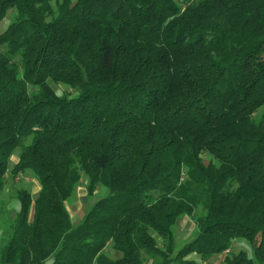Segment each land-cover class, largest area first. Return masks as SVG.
I'll list each match as a JSON object with an SVG mask.
<instances>
[{"label": "trees", "instance_id": "trees-1", "mask_svg": "<svg viewBox=\"0 0 264 264\" xmlns=\"http://www.w3.org/2000/svg\"><path fill=\"white\" fill-rule=\"evenodd\" d=\"M11 10L0 195L9 174L40 190L17 193L0 264H264V0H0V24ZM83 174L108 195L74 225Z\"/></svg>", "mask_w": 264, "mask_h": 264}, {"label": "rangeland", "instance_id": "rangeland-1", "mask_svg": "<svg viewBox=\"0 0 264 264\" xmlns=\"http://www.w3.org/2000/svg\"><path fill=\"white\" fill-rule=\"evenodd\" d=\"M75 1V0H74ZM15 11L11 10L4 21L0 24V34L3 33L8 26L12 23ZM4 48L0 46V52L3 51ZM50 86L59 94V95H68L73 97L76 95V92L69 87L61 84H54L53 82H49ZM205 163H208V157L205 156ZM19 160V151H15L11 160H10V170L14 168ZM88 185V178L85 174H83L81 178V182L79 187L76 189L73 198L68 202L69 208L73 210L74 206L78 204V208L80 211L78 214H73L72 222L74 225H79L84 216L89 212L90 207H92L95 203H97L103 197L108 195V190L104 187H98L92 197H88L86 187ZM39 181L33 175V173L29 172L24 175H20L16 178H13L10 174L7 177V182L4 191L0 195V239L2 235L6 232L10 231V223L15 219L16 212L19 209V203L16 199V195L21 190H26L30 192L34 198L37 197L39 192ZM176 247L177 250L180 249L182 244L188 243L195 238V223L194 220L188 216L181 218L176 226ZM3 235V236H4ZM156 238L158 236L155 235ZM158 242L161 244V240L158 238ZM246 251L249 255H252V251L248 243L243 240L235 241L233 244V248L230 254H236L240 251ZM106 254L112 259L121 258L122 254L119 252H114L111 247H108L106 250ZM224 256H217L210 259V262L213 264H223ZM200 262L199 259L196 258ZM201 264H205L200 262Z\"/></svg>", "mask_w": 264, "mask_h": 264}, {"label": "crops", "instance_id": "crops-1", "mask_svg": "<svg viewBox=\"0 0 264 264\" xmlns=\"http://www.w3.org/2000/svg\"><path fill=\"white\" fill-rule=\"evenodd\" d=\"M40 188V187H39ZM40 190V189H39ZM79 206H78V204L76 205L75 204V206H74V213H73V210L72 209H70L69 208V206H68V209H69V212H70V214H71V219L74 217V215L73 214H78V212L80 211V208H78ZM158 239V238H157ZM191 258H195L194 256H191Z\"/></svg>", "mask_w": 264, "mask_h": 264}]
</instances>
